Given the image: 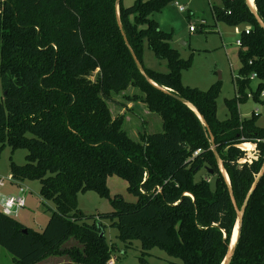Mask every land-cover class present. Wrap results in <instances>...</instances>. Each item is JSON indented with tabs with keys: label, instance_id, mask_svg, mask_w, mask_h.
<instances>
[{
	"label": "trees",
	"instance_id": "1",
	"mask_svg": "<svg viewBox=\"0 0 264 264\" xmlns=\"http://www.w3.org/2000/svg\"><path fill=\"white\" fill-rule=\"evenodd\" d=\"M172 1L135 0L125 8L120 0L117 14L116 0H0V153L4 147L26 150L23 166L10 163L12 181L39 182L40 198L54 204L41 232L0 212V247L14 264L51 256L107 264L114 246L101 221L117 230L120 242L140 243L141 263L159 249L179 260L167 264H223L237 214L219 162L237 209L264 166V128L256 125L258 116L241 119L238 112L248 92L264 105V30L245 0L212 6L216 22L250 27L239 36L235 97L225 101L229 116L221 122L219 83L207 91L184 87L181 73L191 58L182 60L170 46L172 33L150 18ZM253 3L264 23V0ZM122 33L142 67L146 42L167 61L168 73L143 67L149 83ZM251 74L257 76L254 91ZM129 88L142 95L126 97L129 102L139 101L161 119L160 133L142 132L135 141L123 130L124 116L112 119L107 102ZM244 143L256 145L257 160L239 164L245 153L237 146ZM201 170L206 177L196 182ZM110 176L127 182L135 203L110 199ZM86 192L109 199L112 212L85 216L78 196ZM70 239L76 244L64 247ZM230 264H264V174L249 198Z\"/></svg>",
	"mask_w": 264,
	"mask_h": 264
},
{
	"label": "rangeland",
	"instance_id": "2",
	"mask_svg": "<svg viewBox=\"0 0 264 264\" xmlns=\"http://www.w3.org/2000/svg\"><path fill=\"white\" fill-rule=\"evenodd\" d=\"M135 0H122V5L128 8ZM212 6L220 7L221 0H173L162 11L151 15L159 29L165 33H172L173 38L170 46L176 50L180 58L187 61L191 58L190 67L181 73V83L184 87L196 88L200 91H207L212 85L219 83V93L216 98V117L219 121L227 120L229 116L225 101L235 97L234 79L238 76L241 63L238 59L237 40L239 32L245 27H229L215 21ZM182 8L183 11L179 9ZM190 27L196 31L190 32ZM235 30L238 31L236 34ZM143 67L167 74L169 69L167 61L158 59L144 42L142 53ZM257 81L251 83L252 91L257 86ZM142 96L138 90L127 89L124 93L114 95L112 100L107 102L112 119L125 117L123 130L128 136L138 141V134L145 132L148 135L160 133L162 131L161 119L150 112L146 114L142 103L132 104L126 97ZM3 93L0 86V101ZM261 101V100H260ZM241 119H249L253 113L258 114L256 125L264 128V105L248 99L246 103L238 106ZM251 144V143H247ZM213 150V148H212ZM244 151V150H242ZM245 156L250 158V153ZM26 150H16L11 152L10 148L4 147L0 153V179L5 183L0 189V194L5 196L17 195L19 186L25 188L26 206L15 216H11L23 226L35 232H41L54 210V204L40 198V184L37 181H24L23 183H7L11 177L10 163L23 166ZM220 163V162H219ZM221 170L223 171L222 167ZM206 177L204 170L195 176L198 182ZM109 197L113 199L120 196L127 203H135L136 198L128 190V184L118 176L107 178ZM78 209L87 217H98L101 214L112 212L109 199L100 198L94 192H86L78 196ZM90 222V221H89ZM106 226L105 237L109 245L114 246L112 258L118 264H167L168 262L179 263V260L169 257L159 249H152L145 257V263H141V246L138 241L130 244L122 243L117 239L118 232L110 227L108 221H101ZM76 242L70 239L64 247L74 246ZM0 264H14L8 252L0 247ZM39 264H73L66 257H48Z\"/></svg>",
	"mask_w": 264,
	"mask_h": 264
},
{
	"label": "water",
	"instance_id": "3",
	"mask_svg": "<svg viewBox=\"0 0 264 264\" xmlns=\"http://www.w3.org/2000/svg\"><path fill=\"white\" fill-rule=\"evenodd\" d=\"M245 1H246V4H247L248 8L250 9V11H251V12L254 14V16L256 17L257 23H258L259 26L264 30V23H263V22L257 17V15H256V11H255V8L253 9V8L249 5L248 1H247V0H245ZM119 2H120V0H116V10H117V14H118ZM122 37H123V40H124L126 46L130 49V47H129V45H128V42H127V40H126V38H125V36H124L123 33H122ZM130 53H131V55H132V59H133L135 65H136L138 71L143 75V77H144L149 83H151V81H150V80L147 78V76L145 75L144 70H143V67L141 66L140 62L137 60V58L135 57V55L133 54V52L131 51V49H130ZM153 85H154V84H153ZM154 86H155V85H154ZM155 87H156V86H155ZM163 91L166 92V91H168V90H165V89H164ZM174 98L177 99L178 101H180L181 103H183L184 105H186L189 109H191V110L197 115V117L199 118V120L201 121V123H202L204 126H206V124H205L204 121H203V118L197 113V111H196V110H195V109H194L189 103H187L186 101H184V100L181 99V98H178V97H175V96H174ZM213 152H214V154H215V156H216L215 147H213ZM216 158H217V156H216ZM221 167H222V165H221V162H220V163H219V168H220V170H221ZM209 173L212 174V171L210 170ZM221 173H222V176H223V178H224V180H225V182H226V185H227V188H228V192H229V194H230V197H231V199H232V202H233V204H234V207H235V210H236V214H237V220H236V224H235V227H234V230H233V234H232V239H231V243H230V246H229V250H228L227 256H226V258H225V260H224V262H223V264H230L231 261H232V259H233V256H234V253H235V250H236V246H237V244H238V240H239V238H240V232H241V228H242L243 215H244L245 209L247 208V205H248V201H249L250 196H251L252 193L254 192V190H255V188H256V186H257V184H258L260 178H261L262 175L264 174V166H263L261 172L259 173V175L256 177V179H255V181H254V183H253V185H252V188H251L249 194L247 195V197H246V199H245V201H244V203H243L241 209H237V207H236V205H235L234 199H233V197H232V191H231V188H230V183H229V180H228V178H227L225 172L221 170ZM235 229H236V232H235ZM25 232H26V231H24V233H25ZM233 237H234V239H233Z\"/></svg>",
	"mask_w": 264,
	"mask_h": 264
},
{
	"label": "built area",
	"instance_id": "4",
	"mask_svg": "<svg viewBox=\"0 0 264 264\" xmlns=\"http://www.w3.org/2000/svg\"><path fill=\"white\" fill-rule=\"evenodd\" d=\"M234 1V0H229ZM255 8V7H254ZM180 11H183L182 8L179 9ZM256 11V10H255ZM230 12H227V15H229ZM237 29V27H235ZM190 32H195L196 30L193 27H190ZM244 34L248 35L250 32V27L246 26L244 28ZM239 32V36L242 33ZM236 34H238V31L235 30ZM237 46L240 47L241 43L240 40H237ZM249 79L251 81H254L257 79V76L255 74H251ZM260 99L264 100V91H262L260 93ZM253 95L252 93L248 92L247 93V99H252ZM254 116H258L257 113H253ZM253 145V144H252ZM254 149L252 152V154H249L250 158L245 156L244 160L239 161V164L244 163L245 161H247L248 163H251L252 160H257V151H256V145H253ZM238 147V146H237ZM200 151H197L194 156H196ZM249 153V152H246ZM12 178L10 177V179H7V183H12ZM5 183L2 179H0V189L4 188ZM17 195H12V196H3L0 194V212L7 217H11L12 215L15 216L20 210L24 209L26 206V200H25V194L27 193V190L21 186H19L17 188ZM107 264H115V260L113 258H110L109 261L107 262Z\"/></svg>",
	"mask_w": 264,
	"mask_h": 264
},
{
	"label": "bare ground",
	"instance_id": "5",
	"mask_svg": "<svg viewBox=\"0 0 264 264\" xmlns=\"http://www.w3.org/2000/svg\"><path fill=\"white\" fill-rule=\"evenodd\" d=\"M249 5L254 9V3H253V0H247ZM239 149L241 150H244L245 152H251L253 151L254 149V146L252 144H247V143H244V144H241L238 146ZM235 232H236V229H235ZM234 239V237H233Z\"/></svg>",
	"mask_w": 264,
	"mask_h": 264
},
{
	"label": "crops",
	"instance_id": "6",
	"mask_svg": "<svg viewBox=\"0 0 264 264\" xmlns=\"http://www.w3.org/2000/svg\"><path fill=\"white\" fill-rule=\"evenodd\" d=\"M239 48V47H238ZM124 93V92H123ZM122 94V93H121ZM131 104L133 103V102H130ZM143 111L146 113V114H148V110L146 109V107H144V109H143ZM124 116V115H123ZM124 120H125V117H124ZM3 196H5V195H3ZM20 223V222H19Z\"/></svg>",
	"mask_w": 264,
	"mask_h": 264
}]
</instances>
